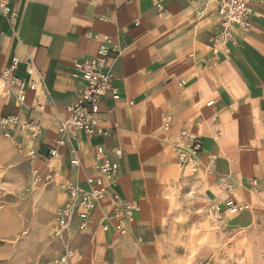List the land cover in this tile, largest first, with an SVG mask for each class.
Wrapping results in <instances>:
<instances>
[{
    "label": "crops",
    "instance_id": "1",
    "mask_svg": "<svg viewBox=\"0 0 264 264\" xmlns=\"http://www.w3.org/2000/svg\"><path fill=\"white\" fill-rule=\"evenodd\" d=\"M1 1L15 17L12 24L0 7V74L17 58L20 64L14 78L27 82L25 66L32 64L33 80L42 77L43 81L27 93L26 107L17 104L16 84L0 83V117L19 115L37 126L28 132L11 129L10 138L5 137L0 146L7 152L15 144L20 146L19 153L28 158L32 174L82 188H87L84 181L97 147L109 153L123 151L117 185L111 192L137 201L140 211L125 237L100 231L88 234V251L98 248L105 264H127L137 240L151 234V242L142 246L145 251L159 243V220L166 213V193L171 194L164 190L161 176L165 167L176 165L178 151L173 145L180 141L181 130L201 139L200 168L195 173L193 167L176 165L178 174L168 181L200 176L202 186L214 193L223 211L230 198L223 189L228 183L234 199L249 203L251 210L231 217L224 211L217 228L245 231L264 225V0L256 3L250 28L231 29L234 41L217 48L216 61H212L211 40L221 18L214 0ZM95 35L100 38L95 40ZM103 39L115 49L113 85L120 94L119 100L112 94L101 100L98 117L108 135L82 138L83 153L78 154L82 169L71 165L75 155L70 143L63 157L49 163L42 155L62 136L54 121L65 119L66 108L76 103L85 87L73 78V64L93 58ZM212 100L215 121L205 107ZM163 113L173 117L171 131L162 130ZM34 151L38 155L31 157ZM7 160L15 159L9 155ZM253 181L258 182L257 192L252 190ZM0 217L9 220L10 231L1 237L14 238L24 228L22 216L13 207Z\"/></svg>",
    "mask_w": 264,
    "mask_h": 264
},
{
    "label": "built area",
    "instance_id": "2",
    "mask_svg": "<svg viewBox=\"0 0 264 264\" xmlns=\"http://www.w3.org/2000/svg\"><path fill=\"white\" fill-rule=\"evenodd\" d=\"M217 7V14L221 18V26L217 34L211 40V48L215 54L212 61H216L217 48L234 41L231 32L232 28L247 30L253 22L255 14V5L258 0H214ZM0 7L9 22L14 23L15 13L7 3L1 1ZM96 36V35H95ZM99 36L94 39H99ZM115 52L111 42L103 39L96 51V55L91 59H81L73 64V78L83 82L84 90L76 103L66 108L65 119L58 118L54 121L61 130V137L53 141L49 153L42 155L43 159L49 163L55 159L64 156V149L70 143L72 144L71 153L74 156L71 159V165L77 169H82V161L78 154L83 153L84 143L82 138L92 140L98 135L107 136L101 127V120L98 117L100 113L101 100L109 94L113 99L119 100L120 94L113 85V63L116 60L111 57ZM19 60H12L10 67L0 74V83L6 87L17 85L18 91L15 95L17 104L26 107L27 93L36 90L39 84H42L43 78L38 81L33 80L35 73L32 64H26L25 71L29 80L21 81L14 78L15 72L19 69ZM130 104H134L133 101ZM215 100L207 103L205 106L208 112L212 113V120L217 117L215 111ZM40 109L44 108L40 106ZM163 129L169 131L172 129L173 117L163 114ZM19 128L22 132H28L37 129L34 121L22 119L16 116H1L0 128L3 130L4 137L10 138L8 131ZM179 142L176 144L177 159L176 165L181 167L196 168L198 157L202 152L201 139L194 133L181 130ZM38 155L37 152H31L30 156ZM112 155L115 157L113 160ZM123 157V151L115 149L110 152L103 146L95 149L93 161L88 166L85 177L87 188H82L71 182L61 183L60 189L66 196L65 203L57 212L56 237H63L65 233L69 235L72 228L80 233L85 232H103L113 233L119 237L128 235V228L134 223L136 214L140 211V205L137 201L122 199L118 193L111 192L115 188L117 176L120 172L119 162ZM210 168L214 165V158L208 157ZM39 180L40 177H38ZM46 181L48 179L45 178ZM224 191L230 196L225 202V212L229 215H240L248 213L251 210L250 204L238 203L233 197L232 185L226 183ZM252 190L258 191V182H252ZM220 205H216L212 213V221L219 223L225 213ZM142 242V239H139ZM64 242L58 257L53 264H72L76 257V251ZM264 260V258H263Z\"/></svg>",
    "mask_w": 264,
    "mask_h": 264
},
{
    "label": "rangeland",
    "instance_id": "3",
    "mask_svg": "<svg viewBox=\"0 0 264 264\" xmlns=\"http://www.w3.org/2000/svg\"><path fill=\"white\" fill-rule=\"evenodd\" d=\"M162 130L166 131L163 124ZM2 140L6 138L0 128ZM21 149L15 144L7 152L0 146V216H6L13 207L24 220V228L16 237L0 236V264H53L64 242L76 251L72 264H105L98 248L86 249L88 234L95 236L96 232L80 233L72 228V235L56 237L57 212L66 196L60 183L46 181L41 173L32 174L28 158L19 153ZM9 155L15 160H7ZM199 168L197 164L193 171L196 173ZM178 169L176 165L165 167L161 176L164 190L171 194L166 193V213L159 220L162 228L159 243L154 242L145 251L142 246L151 242V234L144 236L142 242L137 240L138 246L134 245L127 264H264V225L245 231L218 229V224L212 221L217 197L202 186L200 176L185 175L179 182L168 181L178 174ZM204 173L212 179V174L206 170ZM8 224V219L0 217V235L10 232Z\"/></svg>",
    "mask_w": 264,
    "mask_h": 264
}]
</instances>
